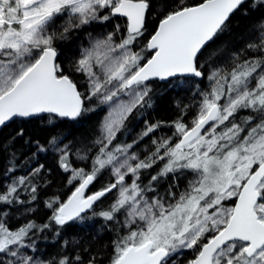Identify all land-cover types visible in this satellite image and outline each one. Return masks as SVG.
Returning a JSON list of instances; mask_svg holds the SVG:
<instances>
[{
	"label": "snow or ice",
	"instance_id": "1",
	"mask_svg": "<svg viewBox=\"0 0 264 264\" xmlns=\"http://www.w3.org/2000/svg\"><path fill=\"white\" fill-rule=\"evenodd\" d=\"M0 264H264V0H0Z\"/></svg>",
	"mask_w": 264,
	"mask_h": 264
}]
</instances>
